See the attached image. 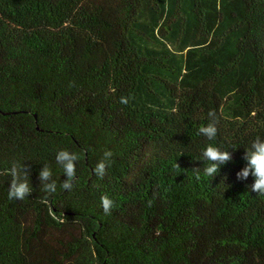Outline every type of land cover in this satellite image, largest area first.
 <instances>
[{
	"label": "trees",
	"instance_id": "obj_1",
	"mask_svg": "<svg viewBox=\"0 0 264 264\" xmlns=\"http://www.w3.org/2000/svg\"><path fill=\"white\" fill-rule=\"evenodd\" d=\"M257 136L264 0H0V172L33 189L0 175V264H264V197L236 175ZM208 144L233 155L213 178ZM61 149L83 153L71 191Z\"/></svg>",
	"mask_w": 264,
	"mask_h": 264
},
{
	"label": "clouds",
	"instance_id": "obj_2",
	"mask_svg": "<svg viewBox=\"0 0 264 264\" xmlns=\"http://www.w3.org/2000/svg\"><path fill=\"white\" fill-rule=\"evenodd\" d=\"M130 97L121 96L119 102L123 105L129 103ZM209 123L206 126H201L198 129V135H202L207 140L212 141L217 135L218 119L214 111L208 113ZM114 152L111 149H105L101 159L97 162L94 168V174L103 179L107 174V169L115 163ZM83 158V153L70 152L66 149H61L56 153V162L63 169V174L66 179L62 182L61 187L65 190L71 191L74 187L76 179V163ZM203 161H207V166L204 167V175L213 178L216 176L221 166L226 165L232 161V152L228 150H221L213 144H208L202 150ZM245 166L237 172L238 180H247L249 176L253 178L251 184V191L259 196L264 197V139L257 136L248 147L243 155ZM177 167L178 164H177ZM0 175L10 176L11 180L8 187V199L23 201L29 197L33 191L29 184L30 169L18 162H13L11 167L0 172ZM53 173L48 165H43L39 171L38 179L42 185V190L49 195L56 192L57 182L52 179ZM199 179V175H197ZM167 191V189H166ZM101 206L105 215H111V210L114 206V201L107 195L101 196ZM153 201H148V206H152Z\"/></svg>",
	"mask_w": 264,
	"mask_h": 264
}]
</instances>
